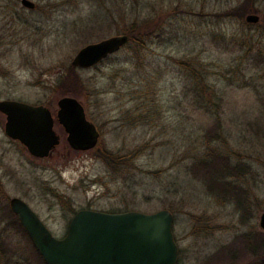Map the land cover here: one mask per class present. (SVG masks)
<instances>
[{"label":"rangeland","instance_id":"374dc122","mask_svg":"<svg viewBox=\"0 0 264 264\" xmlns=\"http://www.w3.org/2000/svg\"><path fill=\"white\" fill-rule=\"evenodd\" d=\"M30 1L33 8L0 0V100L43 104L55 117L57 100L75 97L99 137L74 149L55 121L59 144L36 158L5 134L0 113V205L23 199L57 238L79 209H168L180 264L257 263L264 48L257 56L248 44L264 25V0H249L256 12L242 18L229 14L246 0ZM144 23L151 32L143 46L127 41L93 67L71 65L83 46ZM192 73L204 76L206 94ZM64 74L68 84L59 83ZM103 150L122 157L116 167L99 157ZM217 154L232 172L202 168ZM14 239V261L40 264L26 238Z\"/></svg>","mask_w":264,"mask_h":264},{"label":"water","instance_id":"95a60500","mask_svg":"<svg viewBox=\"0 0 264 264\" xmlns=\"http://www.w3.org/2000/svg\"><path fill=\"white\" fill-rule=\"evenodd\" d=\"M21 4L34 7L30 0H21ZM245 20L257 23L259 16L247 14ZM127 41L126 34H119L89 43L77 51L71 65L93 67ZM57 107L54 117L50 108L43 104L0 100V113L5 118L4 132L33 157L45 158L60 142L54 130L57 121L72 148H93L99 132L86 118L81 102L75 97L63 96L57 100ZM8 204L45 264H177L173 214L168 209L150 213L79 209L70 218L66 233L57 238L26 201L15 196ZM259 223L264 229V211Z\"/></svg>","mask_w":264,"mask_h":264},{"label":"trees","instance_id":"16d2710c","mask_svg":"<svg viewBox=\"0 0 264 264\" xmlns=\"http://www.w3.org/2000/svg\"><path fill=\"white\" fill-rule=\"evenodd\" d=\"M231 13L229 15H236L240 18L244 16L246 13H255L256 10L253 8L252 3H250L249 0H246L245 4H242L239 8L234 9L233 11H230ZM125 17V16H124ZM258 32H254V34L250 37V43L248 44L249 48L252 47V50H255L257 56H259L261 50L264 48V25L258 28ZM151 32V28H148V24H140L136 28L131 27L128 29H125L124 33L128 36V42L129 41H137L138 45L143 46L145 44L146 39L149 38ZM243 43V42H241ZM137 45V46H138ZM245 45V44H242ZM248 53H251L250 49L248 50ZM74 68V67H73ZM189 68V67H188ZM75 69V68H74ZM190 69V68H189ZM192 71V70H191ZM75 74V73H74ZM190 75V74H189ZM193 79L196 81V87L198 92V95H204L206 94L207 85L204 83V76L201 74L199 76L191 74ZM190 75V76H191ZM191 76V77H192ZM68 75L64 74V77L59 81L60 84H68L67 80ZM75 85H79V79L78 77H75ZM69 78V77H68ZM213 93V92H211ZM214 151V150H212ZM211 153V152H210ZM216 153V150L215 152ZM107 164L111 167H116L118 165L119 159L122 157L117 156L116 153L103 150L102 153L99 155ZM215 159L211 160H201V166L204 170L209 172L210 174L213 173V175L222 176L226 172H232L233 166L228 163L226 158L222 157L221 155L217 154ZM224 165V167L222 166ZM212 178V177H211ZM0 191L2 190V185H0ZM20 233L26 240L28 241V244H30V248L35 252L36 256H33L35 259L39 261L40 264H45L43 261L41 255L39 252L35 249L33 246L30 238L28 237L26 231L23 229V227L20 225L17 216L11 211L8 202H3V204L0 205V264H22L17 261L13 260L14 256V246L16 245L14 243V235ZM10 235H13V238H11ZM254 245V246H253ZM253 245H250L249 242H247L244 245V248H248L249 246H253L254 249H261L264 252V239L260 238L258 241H255ZM226 248V246L224 247ZM29 249V248H28ZM255 256V255H253ZM261 261L257 262L255 264H264V254L259 255ZM263 259V260H262ZM30 264V263H25Z\"/></svg>","mask_w":264,"mask_h":264},{"label":"flooded vegetation","instance_id":"af4514ba","mask_svg":"<svg viewBox=\"0 0 264 264\" xmlns=\"http://www.w3.org/2000/svg\"><path fill=\"white\" fill-rule=\"evenodd\" d=\"M1 114H2V113H1ZM2 115H3V114H2ZM234 252H235V250L230 251V254H229V258H231L230 260H232V262H233ZM262 260H263V259H262ZM260 261H261V259H259L258 262H260ZM180 262H181V259H180V252H179V250H178L177 264H180Z\"/></svg>","mask_w":264,"mask_h":264}]
</instances>
